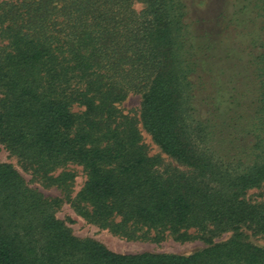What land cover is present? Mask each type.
Masks as SVG:
<instances>
[{"label": "trees", "instance_id": "16d2710c", "mask_svg": "<svg viewBox=\"0 0 264 264\" xmlns=\"http://www.w3.org/2000/svg\"><path fill=\"white\" fill-rule=\"evenodd\" d=\"M137 1L0 0V143L87 222L206 246L126 254L79 238L59 198L0 162V264H264L244 231L264 235V199L246 198L264 183V0L217 14L227 53L194 32L188 0ZM129 92L138 119L118 107ZM139 123L176 165L148 153ZM69 164L85 174L72 198Z\"/></svg>", "mask_w": 264, "mask_h": 264}, {"label": "rangeland", "instance_id": "374dc122", "mask_svg": "<svg viewBox=\"0 0 264 264\" xmlns=\"http://www.w3.org/2000/svg\"><path fill=\"white\" fill-rule=\"evenodd\" d=\"M188 2L190 4L192 3V5L190 6L191 11H189L188 18L195 23L197 28V30H194V32H199L206 36L207 32H203V28L207 29V31L210 30L214 34L213 35L211 33V36L214 39L220 38V40H222L221 44H219L220 47L216 46L218 48L217 51L227 53L230 45L228 41V33L226 30H223L222 33H219V35L217 36L219 26H214V24L217 23L215 19L217 14H219L222 10H225V12L228 13L230 5L227 6L226 4L227 2H229V0H195V2L199 4L198 6H195L194 0H188ZM133 6L137 11L143 8L142 3L137 0H133ZM140 101L141 97L139 93L129 92L125 99L118 104V107L123 113L138 119ZM74 109L77 110V108ZM138 126L142 135V142L146 146L148 153L150 155H160L165 163L176 165L175 161L172 158L161 151L159 146L152 140L151 136L143 130L140 123ZM0 162L11 163L23 176L27 184L30 187L40 191L44 197L59 198L61 200V203L56 209L55 216L58 219L64 221L66 225L70 227L72 233L79 238L94 239L114 252L126 254L142 252L188 254L206 246L205 242L199 238L186 241H178L173 239V237H171L170 235H167L161 241H153L150 239L130 240L121 237L117 234L112 233L107 228H100L97 225L84 220L72 208L67 199V193L54 185L45 186L40 181L33 178L28 171L22 169L17 161V158L14 155L10 154L1 143ZM64 169L71 171L74 174V178L70 183V188L68 190V195L70 198H72L83 185L85 174L82 170V167L75 164H69ZM246 198L250 201L263 200L264 183L259 188L248 190L246 193ZM244 231L247 234L248 239L252 243L264 247L263 234L251 233L249 230ZM229 236L230 233L226 232L214 237V241H223Z\"/></svg>", "mask_w": 264, "mask_h": 264}]
</instances>
